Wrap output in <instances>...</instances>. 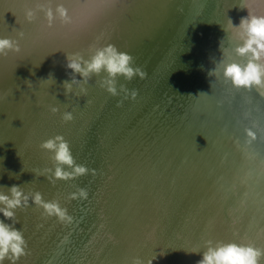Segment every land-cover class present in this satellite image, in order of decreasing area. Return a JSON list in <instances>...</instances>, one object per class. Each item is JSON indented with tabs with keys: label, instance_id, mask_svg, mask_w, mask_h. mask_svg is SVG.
I'll list each match as a JSON object with an SVG mask.
<instances>
[{
	"label": "water",
	"instance_id": "water-1",
	"mask_svg": "<svg viewBox=\"0 0 264 264\" xmlns=\"http://www.w3.org/2000/svg\"><path fill=\"white\" fill-rule=\"evenodd\" d=\"M199 2L200 33L210 35L218 48L224 40V63L240 57L235 52L239 30L232 28L231 21L238 26L249 13L264 15V0ZM194 3L0 0V38H11L20 49L0 54V192L8 193L18 185L29 195L27 205L14 210L16 223L3 213L0 219L27 239L31 235L40 239L18 264H132L137 257L142 264H197L209 240L264 249V185L245 172L246 164L235 163L238 172L222 169L225 163L232 165V159L227 152L220 156L213 149L214 137H219L232 149L233 157L236 146L244 156L264 165V105L246 88L217 75L220 69L210 76L209 71L219 67L212 63L213 56L207 60L196 49L190 80L204 94L205 105L211 101L223 107L226 123L233 129L213 120L200 122L202 140L150 107L151 100L157 102L141 88L139 76L131 81L117 77L120 94L106 91L98 101L87 96L96 83L93 76L87 84H72L66 92L64 82L72 79L67 54L79 53L87 59L95 48L107 44L130 53L134 66L148 74L163 43L180 29L183 13ZM61 4L71 21L65 23L57 15L49 26L47 9L55 11ZM29 9L35 13L31 21L26 17ZM76 79L83 77L76 74ZM121 85L137 90L136 98L125 99ZM81 97L90 99L82 101L87 104L84 108L75 104ZM52 107L59 111L53 113ZM65 112L74 119L65 122ZM76 118L84 119L87 127H79ZM84 131L87 136L79 146L78 137ZM56 135L69 142L77 163L86 165L83 161L89 156L90 170L84 182L89 196L83 203L81 225L60 252L56 250L65 237L66 222L46 216L32 201L35 192L45 201H58L62 208L70 201L74 179L55 180L52 153L40 147ZM81 235L89 243L85 251L74 255ZM83 255L85 262L80 260Z\"/></svg>",
	"mask_w": 264,
	"mask_h": 264
},
{
	"label": "clouds",
	"instance_id": "clouds-1",
	"mask_svg": "<svg viewBox=\"0 0 264 264\" xmlns=\"http://www.w3.org/2000/svg\"><path fill=\"white\" fill-rule=\"evenodd\" d=\"M46 17L49 26L52 25L57 15L59 18L68 23L71 17L68 9L62 4L57 5L55 11L48 8ZM29 21L33 20L35 13L29 9L26 12ZM233 29H238L235 36H238L241 43L235 47V52L240 57H247L246 63L236 61L219 63L223 65V77L230 80L237 87H246L251 89L253 86L257 91L264 95V15H252L249 13L247 17L241 19L238 26L231 21ZM225 31H227L224 28ZM223 41H221L220 49L224 54ZM6 50L19 52L18 43L14 44L11 38H0V54L7 55ZM135 59L128 53L119 51L113 44H107L103 47L95 48L94 52L85 59L79 53L67 54L66 67L72 70L71 81H65L67 84L66 92L71 89L72 84H79L83 81L87 84L93 74L99 75L101 72L107 73V76L100 81V86L105 88L111 95L118 96L120 92L117 90V77L123 76L126 80L131 81L139 76L141 79L146 77V73L139 67L134 66ZM216 68L209 71V75H214ZM76 74L83 77L82 80L76 79ZM82 91H86L82 89ZM120 91L125 93V99L130 95L135 99L138 95L137 90L129 91L124 85L120 86ZM51 111L56 113L59 111L57 107H52ZM62 119L67 122L74 119L71 112H65ZM40 147L52 153L51 159L54 164V172L52 173L55 180H72L89 174V168L86 165L79 164L75 161L69 142L62 136L56 135L40 144ZM66 166V167H65ZM52 172V169H48ZM95 174V169L91 170ZM51 178V177H50ZM89 196L88 190L84 187H78L76 192L69 194V199L87 200ZM29 195H26L21 186L13 185L9 188L8 193L0 192V213L4 217L15 220V209L27 205ZM34 204L40 206L44 210L46 216H55L60 222L71 223L73 217L68 213L67 208H62L58 201H45L40 192H35L32 196ZM27 241L21 230L5 223L0 219V264L9 259L15 264L22 256L27 255ZM264 258V249L257 248L252 244H242L236 242L224 243L222 241L206 242V250L202 252V259L197 264H260ZM132 264H142L140 259L133 258Z\"/></svg>",
	"mask_w": 264,
	"mask_h": 264
},
{
	"label": "bare ground",
	"instance_id": "bare-ground-1",
	"mask_svg": "<svg viewBox=\"0 0 264 264\" xmlns=\"http://www.w3.org/2000/svg\"><path fill=\"white\" fill-rule=\"evenodd\" d=\"M200 12L199 0H196V3H194L193 7L192 4L189 5V10H186L181 17L182 23L180 29L169 35L167 40L163 43L160 52L156 54L153 59L152 68L150 69L149 73L146 74L145 78H140V83L142 84L141 88L148 93L151 99L157 102V104H155L150 99V97H147V99L151 100L152 102V105H150L151 108L154 107L155 110L162 116L171 118L176 123H179L182 127H184V129H186L190 133V135L202 140V134L204 132L202 133V131H200L201 124H203L200 122H208L213 120V122L218 125L229 127L230 129H233V127L229 123H226V120L223 116V107L212 104L211 101H209V105H205L204 94L197 91L194 87V82L190 80L189 73L191 71V68H193V55L196 53V49L198 50V52L202 53V55H204L205 59L207 60L210 59V55L213 56L212 63H215L217 65L219 64V67L216 69H220V73L217 75H222L223 77V65L219 62L225 59V55L222 54L220 47L218 48V46H214L210 35H208L207 33H203L202 35V33H200L198 27L199 21L201 20ZM237 41L238 43H241L239 39ZM233 61L243 64L247 62V57H232V61L229 58L225 60L226 63H230ZM92 76L96 83L91 88V95L87 94V96L91 99H94L95 101H98L105 96L107 91L105 88L100 86V81L107 76V73L101 72L99 75L93 74ZM242 88L245 89L246 87ZM246 90L249 95L257 96L258 104L264 105V95L260 94L255 86H253L251 89L246 88ZM88 97H81L79 99L80 101L75 102V104L84 108L87 104L84 105L82 101H90ZM72 109V111L74 112V107ZM76 121L78 122L77 125L79 127L81 125L82 128L87 127L84 119L76 118ZM66 130L67 132L72 131V129L70 128H66ZM86 136V131L79 135V146H82L84 144ZM214 138H216V145L213 149L220 153V156L222 154L226 155L227 152L226 156L232 159V165H230L229 163H225L221 165L222 169L224 168V170H236V165L242 166V164H246L247 166H249V168L245 170V172H249L250 174H252L251 178L254 175L257 181L264 185L263 162L260 163L261 161L257 159V161H259L260 163L259 164L256 163V159H249V157L244 156L236 146L234 148L235 151L233 157L231 152L232 149H229L228 146L225 145L219 137ZM80 150H82L83 152L86 151L84 148H80ZM88 158L89 156H86L83 161L86 163V165L88 162ZM200 159L206 161L207 158L204 159L200 157ZM82 160L83 157L81 155H78V162H82ZM259 175L263 176L260 177ZM85 176L74 179L72 190L70 191V193L76 192L78 187L85 188ZM151 183L155 184L156 181L149 182V184ZM158 188L159 187H156V189ZM68 200L70 199L68 198ZM83 203L84 200L79 199L69 201L67 210L68 213L73 217V221L71 223H66V230L63 234V236L65 237L58 245L56 252H60V250L64 249L63 247L69 241H71L75 234L78 232V229L81 225L80 217L83 210ZM83 236L81 235V239L78 242V246L75 250L74 255L85 251V248L89 243V241L84 242L85 240ZM24 237L27 241V255L22 256L21 260L25 259V256H28V252L30 253L28 247H36L38 241L40 240L37 236L32 237V235L31 239H27V235H24ZM111 237L112 235L110 236V238ZM56 252L52 254L51 260H53ZM68 254L69 250H67L66 253L67 257ZM80 260L85 262V255L81 256ZM2 264H12V262L9 259L5 258ZM15 264H18L17 261L15 262Z\"/></svg>",
	"mask_w": 264,
	"mask_h": 264
}]
</instances>
